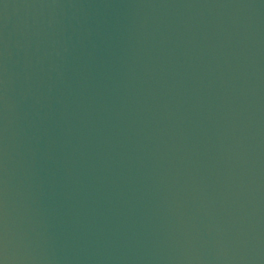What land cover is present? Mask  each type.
<instances>
[{
  "label": "water",
  "instance_id": "1",
  "mask_svg": "<svg viewBox=\"0 0 264 264\" xmlns=\"http://www.w3.org/2000/svg\"><path fill=\"white\" fill-rule=\"evenodd\" d=\"M0 264H264V0H0Z\"/></svg>",
  "mask_w": 264,
  "mask_h": 264
}]
</instances>
